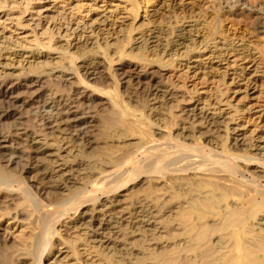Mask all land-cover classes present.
Masks as SVG:
<instances>
[{
    "label": "bare ground",
    "instance_id": "6f19581e",
    "mask_svg": "<svg viewBox=\"0 0 264 264\" xmlns=\"http://www.w3.org/2000/svg\"><path fill=\"white\" fill-rule=\"evenodd\" d=\"M124 1L130 8L123 7V13L135 16L139 3ZM82 6L78 3L69 18L80 14ZM1 7H5L2 2ZM27 10L28 4L22 11ZM91 10L90 6L87 11ZM64 16L68 19L56 10L48 18L56 24ZM251 16L264 32V16L258 12ZM20 19V14L11 18L13 26H23ZM98 21V26H107L104 19ZM193 22L175 29L171 39L165 38L166 30L151 26L129 50V39L123 35L111 38L116 43L93 41L89 33L95 29L90 26L89 31L64 35L74 34V43L65 39V52L50 53L59 47H53L57 37L53 28L40 33L43 42L34 37L33 48L15 51L9 41L0 48V227L8 222L0 233V264H140L138 258L116 256V250L125 254L129 250L117 240L123 235L121 228L128 226L131 237L158 231L164 229L167 214L171 215L172 251L167 256L154 255L147 264H264V134L246 136L242 125L233 123L241 116L245 121L264 119V93L256 90L264 87L258 75L262 71L257 69L260 62L257 52L245 45L231 49L228 43L218 47L209 42L216 33L214 23ZM196 48L210 52L216 63L226 62L225 81L209 85L214 81L212 72L197 64L203 55L195 64L192 56L187 57ZM181 49L186 60L174 65L180 68L177 77L194 81L190 87L200 84L201 91L192 89V93L203 97H190L179 110L175 117H183L184 122L176 123L180 126L176 133L149 131L150 123L156 124L149 122L150 113L141 126L131 121L117 86L128 84L129 68L136 75L132 79L145 84L142 79L149 78L148 71L172 66V60L179 58L173 56H180ZM233 51L238 60L247 59L251 65L229 63L227 56L235 57ZM170 84L150 85L146 98L154 104L177 101L180 95ZM240 93L248 98L241 107L233 103ZM94 107L102 109L98 121L91 114ZM163 114L154 116L162 121ZM195 125L205 131L195 130ZM97 127L104 136L114 138L116 150L123 147L120 154L105 152L103 147L98 155L82 149V142L89 141L87 134ZM135 132L136 140L126 143ZM93 144L89 141L87 149L94 150ZM43 155L53 158L50 166L36 165ZM18 166L26 174L36 169L46 185L14 179ZM133 180L147 185L144 194L136 204L121 207L117 196Z\"/></svg>",
    "mask_w": 264,
    "mask_h": 264
},
{
    "label": "rangeland",
    "instance_id": "374dc122",
    "mask_svg": "<svg viewBox=\"0 0 264 264\" xmlns=\"http://www.w3.org/2000/svg\"><path fill=\"white\" fill-rule=\"evenodd\" d=\"M226 1V3H225ZM135 0V2L140 7L137 14L135 16L131 14V12L126 11V14L123 13L126 9L130 8V5L125 2L124 0H63L61 2L60 0H0V2L3 3L5 7L0 8V48L7 47V42L9 41L12 43V50L15 51H22L27 48H33L34 47V37L40 39V42L45 41L42 40V33L48 28L52 30L53 33H55V46H59L56 48V50H52L50 53L55 54L59 52H65V39H67L69 42L73 41V35H70L69 37H65L64 35H68L72 32V30H75V32L80 31L81 29L89 31L90 28L87 29V27H92L94 30V33L91 34V38L93 41L99 43L108 39H111L112 37H115L114 39H120L125 36L129 39L128 43L126 44V49L129 50V47L133 45L134 41H140L141 38L145 37L147 34V30L153 26L157 27L158 29H161L163 31H167L168 35L165 36V38L171 39L174 33L175 29H179L182 25H185L188 21H194L195 24H204V23H214V26L216 27V33L210 35L209 39H211L209 42H213L214 45H221L218 47H223L222 45L226 44L228 45V48L236 49L241 45V47H244V45L251 49L253 52H257L256 56H258V62L259 68L258 70H261L262 72H258V75L260 76V79H264V32L260 30V28L257 27V20L252 18L251 15L254 14V12H258L260 15L264 16V0ZM14 2L18 4V7H12ZM79 4H84L81 8L80 14H74L72 19L70 17L71 10H74L75 6ZM28 4V10L26 12H23V7ZM175 6L178 7V10L173 8ZM91 6V11L89 10ZM123 7H127L126 9H123ZM228 9V10H227ZM231 9V10H230ZM63 11L67 17L63 20V18L58 20L57 23L53 24V22L48 18V15H50L52 12L55 11ZM120 12V13H118ZM20 14V23H22L23 26H13V23H11V18H14L16 15ZM117 15V16H116ZM124 15V16H123ZM82 17V18H81ZM126 19H125V18ZM79 20L74 21V20ZM97 19V20H95ZM105 20L107 23V26L105 28L98 26L97 22L98 20ZM116 19V20H115ZM73 20V21H72ZM81 20V21H80ZM95 20V21H94ZM77 22V23H76ZM54 25V26H53ZM60 26V28L58 26ZM213 26V27H214ZM74 32V33H75ZM88 32H86L87 34ZM140 37L139 40H137ZM114 39H111V43H116ZM135 39V40H134ZM221 39V41H219ZM197 40H201L200 38H196ZM225 42H223V41ZM235 44H233L234 42ZM215 41V42H214ZM219 41V42H218ZM223 42L224 44H222ZM230 42L232 45H230ZM126 43V42H125ZM203 43V42H202ZM201 43V44H202ZM220 43V44H219ZM200 44V45H201ZM211 43V46H213ZM243 44V45H242ZM197 44H191V48L194 46H197ZM248 45V46H247ZM199 46V45H198ZM236 47V48H235ZM80 48H74L71 49L70 52L74 53L79 50ZM214 48H210V52ZM240 49V48H237ZM222 51V49H219ZM182 51H185V49H181L179 52L181 54ZM195 53H194V52ZM191 53L189 52L187 54V57L192 56L191 61H194L197 63L200 59L199 56L203 55L201 58V62L199 61L197 64L200 66L201 70L203 71H211L212 77L214 76V81L210 83L209 85H219L223 81H225V78H223V72L225 68V61H222V63H216L217 59L209 57L211 54L208 51H204L203 53H200L201 51H197V48L193 50ZM218 51V49H217ZM224 51V50H223ZM171 51H168L169 53ZM216 52V51H215ZM213 52V53H215ZM193 53V54H192ZM233 54H236L235 51L232 52ZM249 52H247L248 54ZM75 55V54H74ZM249 55V54H248ZM184 54L182 53L180 56L175 55L174 60H172L171 64L172 66H167L161 70H157L154 73L147 72L145 75H147L148 79H142L143 83L145 84H138L136 81L132 78L136 77L135 74H133L128 69V75L131 77H128L125 80H128L126 86L119 85L117 86V92L121 94L123 105L126 106V110L128 111L131 121L137 120V125L141 126L142 122H146V115L150 113V116L147 117L150 120L156 123L153 125L150 123L149 131H155V133L161 130H168L171 129L176 133V128L180 127L177 124H181L184 122L183 117H175L178 115L179 110L186 106L189 103V98L192 97L193 99H197L200 96L197 92L192 93V89H199L200 90V84L194 85V87H190L191 84L194 83V81L191 83L192 80L184 81L182 78L177 77L178 72L176 70L180 69L177 68L174 65H178V63H184L186 60V57H183ZM232 56V54H231ZM227 56L229 58V63H232L231 61H235L239 66H243L246 64V66H250V63H247V59L244 60H238L239 57L234 55L235 57ZM198 57V58H193ZM209 57V58H208ZM166 57L165 59H167ZM172 58V59H173ZM226 58V59H227ZM198 59V60H197ZM117 60V59H116ZM114 60V62L116 61ZM131 60V59H130ZM197 60V61H196ZM77 62V60H75ZM131 62H137L135 59H132ZM170 62V61H169ZM177 62V63H176ZM215 62V63H214ZM115 65L118 63H114ZM203 68H202V67ZM211 66V69L208 67ZM206 67V68H205ZM239 72V69L237 70ZM229 73H232V70H228ZM257 75V74H256ZM230 77V76H229ZM182 80V81H181ZM217 80V81H216ZM184 82L185 85L182 87H179L181 83ZM243 82V81H241ZM241 82H238L240 85L243 84ZM172 86V89H174L177 92V95H180L177 98V101L170 102L167 104V101L164 100H157L155 104L152 100H149L150 97L146 98V89L151 85V87L158 86V84ZM261 82L256 83L259 84ZM178 84V85H176ZM84 86V84H82ZM175 85V86H174ZM113 86V84H112ZM153 86V87H154ZM193 86V85H192ZM127 87V88H126ZM142 87V88H141ZM220 87H223L221 85ZM258 88V89H257ZM256 90L261 91L264 93V87L257 86ZM90 89V88H89ZM190 89V90H189ZM243 89V88H241ZM244 95V94H243ZM257 95V94H256ZM242 94L236 95L235 101L233 103H236L240 107L248 101V98H243ZM257 99L260 100L259 97ZM256 98L255 100L258 101ZM232 103V104H233ZM216 105H214L213 108H215ZM223 107V106H222ZM225 109V108H223ZM231 108H229L230 110ZM228 111V110H227ZM164 113L163 119H156L157 116H154L155 113ZM102 113V109L100 107H94L92 109V115L95 116L96 120L98 121L99 115ZM154 113V114H153ZM154 116V117H151ZM145 117V118H144ZM242 118H234L233 123L242 125V129L244 130V133L246 136H251L256 133L258 134H264V119H256L253 121H245L243 118L244 116H241ZM163 122V124H161ZM136 123V122H135ZM99 125V122L97 123ZM161 124V125H160ZM202 126L195 125V130L200 129ZM141 129V128H139ZM204 132L205 130L200 129V132ZM152 133V132H151ZM258 133V134H257ZM139 136L138 132H135L133 135H130L128 137V140L126 143H131L136 140L135 137ZM165 136V135H164ZM196 136L204 137L205 135H199V133H196ZM55 137V136H54ZM156 138H161L159 135L155 136ZM49 140L50 138L48 137ZM86 139L89 141L94 142L92 147H94V150L91 151V148L87 149V146L89 145L88 142H82L83 147L82 149L86 152L94 153L95 155H98L97 153L101 150L100 147H103L106 149L105 152H116L120 154V150H116L114 146L116 145L113 141L114 138H108L107 136H104V133L99 130L97 127L96 129H93L90 133L87 134ZM186 142H190V140H186ZM112 146V147H111ZM243 150V149H242ZM238 150L236 152L240 154H254V152H251L250 150L242 151ZM53 158L48 155L39 156V159L36 161V165H49L50 161ZM26 163V162H25ZM32 164L33 162H28ZM27 163V164H28ZM23 165V163H20ZM30 166V165H28ZM250 169V168H249ZM36 170V169H35ZM35 170H30V173L26 174L24 173V168L18 166L14 169V179L23 177L29 184H35L40 183V185L45 186L46 183L44 180H42V176L40 172H36ZM255 175H260L259 173L253 172ZM25 177V178H24ZM263 179V177H262ZM142 181V180H141ZM141 181L133 180L131 181L132 184L127 186L125 190L121 191L119 196H117V201L121 207H129L132 204H136V202L140 201L144 190L146 188V184L142 183ZM151 201L150 199H148ZM152 202V201H151ZM171 220V215H165L162 220V226L164 229H160L158 231H144L141 232L138 236H132L129 234V228L128 226H124L121 228V232L123 235L119 236L117 240L120 241L121 247L129 248L127 251V254H125L124 251L116 250V256H124L128 259H134L138 258L141 260L140 264H147L151 261L154 255H162L167 256L172 251V246H169V221ZM8 222H4L3 225L0 227V233L2 232V229L6 227V224ZM124 225V223H123ZM124 245V246H123ZM133 251V252H132ZM138 251V252H135ZM132 252L136 253L135 255L128 254ZM46 262V261H44ZM90 262V261H88Z\"/></svg>",
    "mask_w": 264,
    "mask_h": 264
}]
</instances>
